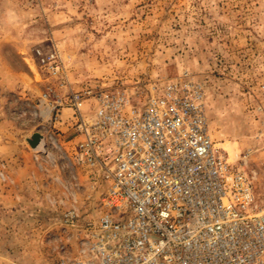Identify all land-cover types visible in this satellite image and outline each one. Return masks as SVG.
I'll return each instance as SVG.
<instances>
[{"label":"rangeland","instance_id":"obj_1","mask_svg":"<svg viewBox=\"0 0 264 264\" xmlns=\"http://www.w3.org/2000/svg\"><path fill=\"white\" fill-rule=\"evenodd\" d=\"M51 52L64 86L41 61ZM184 72L203 85L211 136L252 177L261 209L264 0H0V153L32 152L40 175L15 188L0 158V264L74 258L102 212L104 183L77 163L82 137L73 109L53 108L57 92L147 90ZM10 185L23 199L6 201Z\"/></svg>","mask_w":264,"mask_h":264},{"label":"built area","instance_id":"obj_2","mask_svg":"<svg viewBox=\"0 0 264 264\" xmlns=\"http://www.w3.org/2000/svg\"><path fill=\"white\" fill-rule=\"evenodd\" d=\"M41 61L64 86L60 54ZM62 106L82 137L77 163L105 187L79 253L58 264H264V206L212 138L200 82L184 72L147 90L71 89L57 92Z\"/></svg>","mask_w":264,"mask_h":264},{"label":"crops","instance_id":"obj_3","mask_svg":"<svg viewBox=\"0 0 264 264\" xmlns=\"http://www.w3.org/2000/svg\"><path fill=\"white\" fill-rule=\"evenodd\" d=\"M68 109L69 112H72L70 108ZM2 157L11 161L9 162V173L11 177V184L13 183V187H22V185H24L25 183L23 181L39 179V169L36 166L35 160L33 159L32 152L22 149L19 145L13 144L7 145L3 148V152L0 153V158ZM12 185H10V189L6 190V201H16L17 198L23 199V193L21 192V190H12ZM20 194L21 197H19Z\"/></svg>","mask_w":264,"mask_h":264},{"label":"water","instance_id":"obj_4","mask_svg":"<svg viewBox=\"0 0 264 264\" xmlns=\"http://www.w3.org/2000/svg\"><path fill=\"white\" fill-rule=\"evenodd\" d=\"M40 139H41V134L39 133H35L33 136H32V139L29 140L30 144L33 146V147H36L39 142H40Z\"/></svg>","mask_w":264,"mask_h":264}]
</instances>
